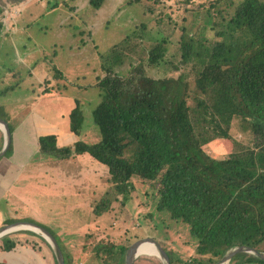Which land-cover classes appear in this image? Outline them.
<instances>
[{
  "label": "trees",
  "instance_id": "trees-1",
  "mask_svg": "<svg viewBox=\"0 0 264 264\" xmlns=\"http://www.w3.org/2000/svg\"><path fill=\"white\" fill-rule=\"evenodd\" d=\"M144 1L128 3H139L153 14ZM166 1L153 0L164 5ZM103 2L88 1L93 9ZM212 8L199 33L180 26L172 60L166 58L168 35L146 42L143 22L98 53L102 74L95 85L100 99L91 113L98 128L96 141L59 146L55 134L37 137L43 158L60 160L88 153L107 167L108 190L93 205L96 216L110 210L113 202L124 205L134 190L133 178L153 182L156 209L167 210L170 218L185 224L196 244L198 256L191 260L166 251L170 264H215L239 245L264 252V0H213L208 11ZM4 9L0 5V39ZM208 25L211 37L203 33ZM161 64L179 74L152 77L146 73V65ZM55 73L61 75L56 68ZM75 102L68 114L69 130L79 135L84 117ZM0 118L11 133L3 153L9 157L15 127L2 105ZM234 118L249 132L248 143L231 139ZM218 139H231L234 146L222 158L203 148ZM24 220L46 228L56 239L64 264H73L48 226ZM14 221L8 218L4 223ZM41 244L57 264L46 240L29 231L0 237V255L25 247L43 257ZM89 247L88 258L77 264H124L128 245L97 240ZM0 264L6 263L0 260ZM227 264H264V259L237 252Z\"/></svg>",
  "mask_w": 264,
  "mask_h": 264
},
{
  "label": "rangeland",
  "instance_id": "rangeland-1",
  "mask_svg": "<svg viewBox=\"0 0 264 264\" xmlns=\"http://www.w3.org/2000/svg\"><path fill=\"white\" fill-rule=\"evenodd\" d=\"M88 1L0 0V5L10 11L7 17L4 12L2 18L0 105L15 127L12 132L14 149L20 142L26 141L29 144L30 141L32 150L37 154L25 161L34 168L38 162H47L30 174L39 175L43 179L48 178L50 172L49 181L44 185L47 189L44 195L34 192L30 195L31 199L26 201H20L21 198L16 195H13V201L1 199L4 220L10 217L16 221L31 218L48 226L70 254L73 264L86 260L90 254L89 245L97 240H110L129 246L135 240L147 237L154 238L174 257L191 260L198 256L196 244L190 238L185 224L170 218L167 210L156 209L153 182L133 178L134 190L124 205L113 202L110 210L96 216L92 212L93 205L108 190L107 167L97 161V167H92L95 173L93 177L101 182L94 179L89 181L80 172L81 169L77 172L71 168L76 162L89 166L77 157L58 160L40 156L37 151V134L46 123L49 124L42 133L53 132L59 124L68 125L67 114L60 119L59 112L68 113L75 106L74 100H77L84 117V133L88 139L97 140L98 128L91 113L100 99L95 85L96 78L102 74L98 53H104L143 22L146 24V42L168 35L166 58L172 60L171 54L175 53L181 35L180 26H187L189 33H199L209 18L208 12H214L215 8L208 11L213 0H191L189 3H184L185 0H168L165 5L145 0V4L153 9V14L145 12L139 3L129 4L128 0H104L99 9H93ZM154 17L159 21H155ZM203 33L211 37L209 25ZM57 67L63 71L60 76L55 73ZM168 67L164 64L146 65L145 69L152 77H175L179 74V70L173 71ZM230 135L232 140L244 144L250 139L249 132L242 129L237 118L232 121ZM231 139L214 140L203 148L211 156L222 158L234 147ZM3 142L4 132L0 129V150ZM22 146L17 156L12 155L9 160L15 156L20 161L25 158L26 152ZM51 178H61V184L58 185ZM74 178L78 179L79 185L72 181ZM89 182H94L95 189L88 194L85 190L90 189L87 187ZM52 189H57L58 193H52ZM69 190L85 193L79 192L82 198L75 199L74 193H67ZM4 220L0 221V227L8 224ZM20 231L33 232L39 236L42 234L21 227L6 235ZM31 254L29 248L17 247L1 254L0 260L6 264H18L20 258L31 257ZM135 262L159 264L162 261L159 256L141 254L135 258Z\"/></svg>",
  "mask_w": 264,
  "mask_h": 264
},
{
  "label": "crops",
  "instance_id": "crops-1",
  "mask_svg": "<svg viewBox=\"0 0 264 264\" xmlns=\"http://www.w3.org/2000/svg\"><path fill=\"white\" fill-rule=\"evenodd\" d=\"M58 68L59 67H57L56 69L59 70L61 73H63V71H61L60 68L59 69ZM74 103H76L75 100H74ZM63 112L64 111L59 112V118L60 119H63L64 118L63 116L66 114L68 117V114L70 111L68 113L66 111L64 113ZM41 118L43 119L44 116L41 115ZM48 124L49 123L44 124L43 129H46ZM84 128L85 127L82 128L81 133L79 135H76L69 130V120H68V125L59 124V127H57V129H54L53 132H49V133L43 132L42 133L43 129H41L40 132L38 131L37 137H38V135H42V134H55L56 138H57V144L59 146L71 145L74 142H76L77 140H83L85 142L96 141V140L88 139L87 134L84 133L85 132ZM28 145H29V147H28ZM20 146H22V149H25L24 151L26 152L25 158L21 161L19 159L17 160V158H16L18 152H20V150H21ZM32 148H33V146L31 145V142L29 141V144H26V141H25V142H20V144L17 145V147L14 149L13 140H12V153L10 156L16 155L15 158H13L12 160L11 159L9 160L10 156L4 157L2 155V157H0V204H1V199H7L9 201L15 200L13 198V195L20 197L21 198L20 201H26V200L31 199L30 195L34 192L43 194L47 191V189L44 185H47V181H49L50 172H49L48 178H43V179L39 175L36 176V174H30V172H35L38 169H40L42 167L41 165H43L44 163H47V162L46 161H44L42 163L38 162L37 164H35L36 167L34 168V166H32V164L25 161V159L29 160V158L31 156L33 157V155L37 154V153L36 154L34 153V150H32ZM37 151H38V145H37ZM73 156L77 157L81 161H84V163L89 164V166H82L76 162V165L72 164V167H71L72 169H75L77 172L79 171V169H81L80 172L83 175H86L87 179H89V181L91 179H94L95 181L98 180L99 182H101L100 179L93 177L95 175V173H93L92 167L94 168L95 165H96L95 167H97L98 162L96 160H94L88 153H82V154H77V155H73ZM73 156H71L70 158L73 159ZM49 159H53V158H49ZM12 161L15 162L18 166L15 165ZM31 166H32V168L29 171V168ZM19 168H20V170H19ZM54 169L57 170L56 167H54ZM54 169H52V170H54ZM52 173L53 172H51V174ZM51 180L57 181L58 185L61 184V182H60L61 178L59 180H57L55 178H51ZM69 181H71V180H69ZM72 181H75V183H77L79 185L78 179L74 178V179H72ZM82 183L83 182H81L80 184L82 185ZM91 184H92V186H91ZM35 186H36V190H34ZM87 187H89L90 188L89 190H91V191L86 189L85 190L86 193H88V194L92 193V191L95 189L94 182L93 183L91 182L90 184H88ZM60 189L61 188H58V190H60ZM56 190L57 189H55V190L52 189L51 191H52V193H58V192H56ZM79 192L83 193L84 191L73 190V192H72L71 190H69L67 193H74L76 195L75 199H77V198L81 199L83 195H81ZM3 213H4V209L1 210V207H0V221L4 220ZM10 218H12V217H10ZM57 234L60 235L59 232H57ZM39 245H40V243H39ZM41 249L43 252V257H41L39 254L35 253L33 250L30 249V251L32 253L31 257H27L25 259L20 258L19 260H21V262H19L18 264H31V261H32V264H34L35 262L38 264H53L51 252L48 250L46 245L41 244ZM48 253H49L50 257L48 256Z\"/></svg>",
  "mask_w": 264,
  "mask_h": 264
},
{
  "label": "water",
  "instance_id": "water-1",
  "mask_svg": "<svg viewBox=\"0 0 264 264\" xmlns=\"http://www.w3.org/2000/svg\"><path fill=\"white\" fill-rule=\"evenodd\" d=\"M0 122L3 124L2 130L4 132V142H3L2 148L0 150V155H1L4 153L5 149L7 148L8 144L10 142L11 133H10V130H9V127H8V124L6 121L3 120L2 118H0ZM23 224L31 225L33 227L38 228L40 230V232L42 233L40 235L43 237V239L46 240V242L50 245V247L54 251L55 256H56V260H57V264H64L63 254H62V251H61L56 239L43 226H40L38 224H35L33 222H29V221L17 220V221L5 224L4 226L0 227V237L3 235H6L7 233H9L11 231H14V230L21 228L22 227L21 225H23ZM33 231H35V230H33ZM144 240L150 241L155 245V247L157 249V254L160 257L163 264H170L169 257H168L166 250L160 245V243L158 241H156L154 238H151V237L138 239V240H135L134 242H132L128 246V248L125 252L124 264H132L133 263L134 259L137 257V254H135L134 251L136 250L137 245L141 241H144ZM237 252H248V253H251V254L258 256L261 259H264V252H261L255 248H253V247H250V246L239 245V246L233 247V248L229 249L228 251H226V253L215 264H218L220 262L221 263H228L229 260L231 259V257L234 254H236Z\"/></svg>",
  "mask_w": 264,
  "mask_h": 264
},
{
  "label": "bare ground",
  "instance_id": "bare-ground-1",
  "mask_svg": "<svg viewBox=\"0 0 264 264\" xmlns=\"http://www.w3.org/2000/svg\"><path fill=\"white\" fill-rule=\"evenodd\" d=\"M0 129L2 130L3 129V124L0 122ZM22 227L24 228H29V229H33L35 231H40L38 228L36 227H33L31 225H26V224H23L21 225ZM135 254L138 255H141V254H148V255H155V256H158L157 254V249L155 247V245L150 242V241H147V240H144V241H141L138 245H137V248L136 250L134 251ZM218 264H225V263H218Z\"/></svg>",
  "mask_w": 264,
  "mask_h": 264
},
{
  "label": "built area",
  "instance_id": "built-area-1",
  "mask_svg": "<svg viewBox=\"0 0 264 264\" xmlns=\"http://www.w3.org/2000/svg\"><path fill=\"white\" fill-rule=\"evenodd\" d=\"M4 12H5V17H7L8 12H10V11H8V8H5Z\"/></svg>",
  "mask_w": 264,
  "mask_h": 264
}]
</instances>
